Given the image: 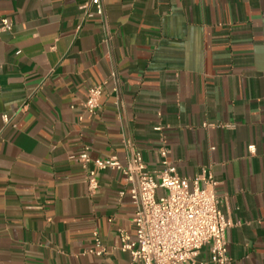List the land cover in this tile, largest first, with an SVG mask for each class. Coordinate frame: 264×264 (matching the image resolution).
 Instances as JSON below:
<instances>
[{
    "label": "crops",
    "instance_id": "crops-1",
    "mask_svg": "<svg viewBox=\"0 0 264 264\" xmlns=\"http://www.w3.org/2000/svg\"><path fill=\"white\" fill-rule=\"evenodd\" d=\"M86 1L0 0V264H131L114 248L135 236L124 178L99 171L91 194L87 171L134 149L158 170L163 144L226 197L230 264H264V0H102L105 21ZM196 262L216 264L207 246Z\"/></svg>",
    "mask_w": 264,
    "mask_h": 264
},
{
    "label": "built area",
    "instance_id": "built-area-1",
    "mask_svg": "<svg viewBox=\"0 0 264 264\" xmlns=\"http://www.w3.org/2000/svg\"><path fill=\"white\" fill-rule=\"evenodd\" d=\"M81 9L84 20L106 19L102 0H88ZM12 27L8 18H1L0 34L11 31ZM103 90L104 83L89 87L85 100L88 112L95 113L100 108ZM2 118L9 123V115L4 114ZM155 129L162 130V127L158 125ZM248 148L254 153V145ZM158 152L161 164L158 170H148L142 153L134 149L126 163L115 157L99 158L93 161L94 168L87 171L91 194L99 187V171L107 168L119 171L124 178V188L119 194L124 196L128 188L136 207L135 236L122 235L120 244L114 248L128 252L131 264H197L196 257L207 246L214 263L230 264L227 230L233 223L221 210L226 197L216 192L217 183L212 175L204 169L193 178L182 177L169 160V148L163 144ZM79 160L86 166L91 158L83 151ZM93 236L95 248L89 252L97 256L107 254L98 233L94 232Z\"/></svg>",
    "mask_w": 264,
    "mask_h": 264
}]
</instances>
